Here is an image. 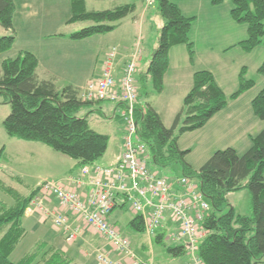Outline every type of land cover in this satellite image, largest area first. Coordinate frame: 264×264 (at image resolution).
I'll return each instance as SVG.
<instances>
[{"label":"trees","instance_id":"obj_1","mask_svg":"<svg viewBox=\"0 0 264 264\" xmlns=\"http://www.w3.org/2000/svg\"><path fill=\"white\" fill-rule=\"evenodd\" d=\"M223 0H212L217 5ZM232 18L248 26V37L239 45L247 52L264 44V0H231ZM164 25L159 45L145 75H149L154 93L164 90V77L170 66V50L180 44L188 48L190 60L195 59L194 44L190 33L194 16H186L173 0H158ZM135 4H125L106 10H89L86 0H72V16L68 23L78 21L91 24L74 32L70 38L85 39L106 34L120 26L122 19L135 11ZM15 3L0 0V25L9 34L0 38V53L10 50L16 42L14 28ZM39 60L30 51L7 58L2 63L0 96L11 106L3 126L8 135L24 141L39 142L79 162L94 165L108 151L110 137L94 130L88 116H80L88 104L80 90L72 85L58 89L53 79L40 80L37 76ZM264 75V63L259 68ZM141 79V78H140ZM239 88L230 96L236 99L250 90L255 82L247 78L243 68ZM141 90V88H140ZM150 98V92L143 93ZM229 97L218 85L214 74L199 70L194 74L193 86L184 98L183 106L172 126L166 127L162 116L149 101L139 106L136 118L140 137L147 143L151 164L156 169L180 166L182 175L200 181L203 194L211 205L203 225L206 237L199 243L198 255L203 264H264V129L251 138L250 148L240 154L235 148L217 150L196 170L186 160L190 150L179 147L180 137L204 127L217 113L228 105ZM255 114L264 120V87L253 99ZM5 147L0 150V160ZM0 189L9 194L14 205L0 200V264H72L73 259L64 251L37 242L19 262L10 256L27 235L23 217L36 189L29 195L20 194L0 178ZM248 189L252 196V214L242 215L229 203V194ZM123 204L121 206H126ZM130 227L139 233L145 230L143 217L135 215ZM166 233H159L155 243L165 247L167 253L180 256L187 253L184 242L167 245Z\"/></svg>","mask_w":264,"mask_h":264},{"label":"crops","instance_id":"obj_2","mask_svg":"<svg viewBox=\"0 0 264 264\" xmlns=\"http://www.w3.org/2000/svg\"><path fill=\"white\" fill-rule=\"evenodd\" d=\"M13 1L16 6L14 13L16 42L10 50L0 53V62L16 57L22 51H30L39 60L37 76L40 80L53 79L58 89L72 85L81 92L89 80L101 75L107 53L112 48L118 49L117 76L121 75L133 54L139 52L138 82L141 90L139 91L138 105L145 106L146 101H149L161 114L166 127L172 126L176 115L181 110L184 98L193 86L196 71L208 70L212 72L218 85L229 97L239 86L242 69H246L248 63L254 66L256 56H259L257 66L261 61H264V49H260L258 53L254 54L256 48H260L261 45L251 52L245 51L239 45L240 42L247 39L248 28L239 25L240 23L232 18L231 5L228 4L227 7H224L225 1L215 5L212 0H173L186 16L196 18L190 33L195 49V59L192 63L185 44L174 46L170 50V66L164 77V90L161 93H154L151 78L145 73L158 48L161 29L164 25L161 13L155 7L156 3L147 7L145 0H86L89 10H106L125 4H135L136 8L133 13L122 19L120 26L114 31L75 40L70 38V35L77 32L79 27L83 28L91 23L81 21V23L79 21L68 23L72 16V0ZM107 1L111 2L112 6H106V8ZM151 17L158 18V27H156L155 37L151 43L144 38L136 37L130 33L129 29H126L127 26L135 29V26L140 24V29L143 30ZM152 21H150L151 25ZM252 90L251 88L238 98L228 100L227 107L217 113L204 127L187 132L180 137V149L190 150L186 157L188 162L192 161L190 158L195 151L199 153L198 164L189 162L194 169L199 170L217 150L232 147L240 154L245 153L251 146V138L264 129V120L257 117L252 107L255 97V95H251ZM146 91L151 93L150 98H144L143 93ZM112 105L110 109L112 118L118 117L116 113L121 106L115 103ZM121 122L123 126V121ZM124 132L125 128L117 141L114 153L107 156L106 152L101 162H97L98 164L110 166L118 163L123 153ZM17 142L21 146V153L29 155L31 158L35 157L41 164H45V156L52 155L48 149L50 147H46L42 143L24 140ZM175 167L178 168V165L171 168L175 169ZM72 168L70 174L78 173L81 166L78 161L74 160ZM151 170L161 173L156 168H151ZM181 175V171L179 174H172L177 178ZM40 183L32 186L31 192L37 189ZM50 205L58 204L53 201ZM34 216L38 219V223L33 228L40 235V240L37 242L43 241L50 247L64 251L73 259L72 264L79 262L80 264H97L94 258H87L84 251L83 253L75 252L73 245L66 243L65 239L63 240L55 233H51L47 223L40 222L39 217ZM134 217L135 214L128 205L118 206L111 214L110 222L122 227L124 234L130 238L133 248L142 259L153 260L155 264L189 263V257L182 259L170 255L166 250L156 254L158 252L156 247L159 245L155 243V238L148 237L144 232L139 233L130 227V222ZM22 222L24 221L22 220ZM178 229L177 223L167 219L159 233H166L167 236L170 232ZM82 240L81 243L85 248L98 246L97 243L87 240L86 237H83ZM101 242L105 249H111L106 241L102 240Z\"/></svg>","mask_w":264,"mask_h":264},{"label":"built area","instance_id":"obj_3","mask_svg":"<svg viewBox=\"0 0 264 264\" xmlns=\"http://www.w3.org/2000/svg\"><path fill=\"white\" fill-rule=\"evenodd\" d=\"M145 1L148 7L156 2ZM117 56L118 49L114 47L107 53L101 75L89 80L80 96L84 101H108L121 106L116 113L125 125L120 160L110 166L85 165L65 179L41 182L27 211L43 223L50 221L70 243L81 238L84 229L104 238L111 250L98 251L97 264H155L142 259L129 237L110 222L113 211L127 204L135 215L143 217L148 237H156L167 219L177 223L179 229L170 232L167 239L186 244L188 264H203L198 249L207 235L203 222L211 205L198 179L181 175L170 180L151 170L148 145L140 137L136 118L140 53L133 54L120 76L116 74ZM53 201L58 205H50Z\"/></svg>","mask_w":264,"mask_h":264},{"label":"rangeland","instance_id":"obj_4","mask_svg":"<svg viewBox=\"0 0 264 264\" xmlns=\"http://www.w3.org/2000/svg\"><path fill=\"white\" fill-rule=\"evenodd\" d=\"M224 1H225L224 7H227L228 4L231 5V7H233V3L231 0H223V2ZM110 3L111 2L107 1V5H105V7L112 6L110 5ZM155 3H156L155 7L158 9V11H160L158 0H156ZM151 18L149 19L148 24L145 26V29L143 30L140 29V26H139L140 24H137V26H135V29L128 27V26L126 29H129L130 33L134 34L136 37H139L140 39L144 38V40L151 43L155 37L156 27H158V23H157L158 18L153 17L152 18L153 21L151 20ZM150 21L153 22L152 25ZM81 22L86 23L84 21H81ZM81 22L79 21V23ZM239 25L243 26L246 29L248 28L246 24H239ZM76 27L78 28V26ZM81 28L82 27H79V29L77 30L79 31L81 30ZM8 33L9 31L0 25V38L7 35ZM260 49H264V44L261 45L260 48H256L255 50L256 52H254V54L258 53ZM0 57H1V54H0ZM256 58L257 59H255L254 61V66H257L259 56H256ZM3 61L0 62V76L3 73L2 71ZM263 63L264 61H261V63H259L260 65L257 67H254L253 65L248 63V67H246L247 78L255 82V85L252 87L253 90L251 92V95L253 94L255 95V97L264 87V75H262L259 72V68L261 67ZM238 88L239 86L234 91V93L238 90ZM139 91H140V88H139ZM229 100H230V96H229ZM112 106H113L112 103L108 101L96 102V103L86 105L79 113L80 116H88L90 126L94 130H96L97 132L101 134H106L110 136L107 156H109L111 153H114V151L116 150L117 144H118L117 141L120 138L122 130L125 127L124 123L122 126L121 121L123 120L121 117L118 116V117L112 118V113L110 110ZM10 112H11L10 104L6 101V98L4 96H0V150L5 147V152L0 160L1 180L7 186L15 189L20 194L27 196L31 192V189L33 188L32 186H34L38 182H43L44 180H47V179L49 180L65 179L70 174V172H72L70 170L73 169L72 164L74 160L61 153L55 152L51 148H48V149H50L51 151L50 153H52V155L50 154V155L45 156L46 158L45 164H41L35 157L31 158L29 155H25L24 153H21V150H22L20 149L21 146L17 144L18 143L17 141H19L20 139L8 135V133L6 132L3 126V121L9 115ZM39 145H42V144H39ZM197 157H199V153L198 151H195L194 155L190 158L192 159V161L189 160V162L190 163L192 162L191 164H198ZM101 160H99L98 162L100 163ZM150 166L153 169L155 168L151 164V162H150ZM42 171H46V172H42ZM160 171L161 173H157L158 175L166 176L170 180H176L177 177L172 176V174L174 173L179 174L181 171V168L180 166H178V168L175 167V169L166 168V169H160ZM228 198H229L230 205L235 208L237 213L242 214V215H248V216L252 214V196L248 189H242L240 191L232 192L229 194ZM0 200L8 204L9 206L14 205L15 203L14 199L9 194H6L2 189H0ZM128 207L130 209L129 205ZM34 215H31V213L27 211L23 217V221H24L23 226L27 231V235L25 236V238L21 241L19 246L10 256V260L14 263L19 262L28 252H30L34 248L36 242L40 240V237H39L40 235H38V233L35 232V229L33 228L38 223V219ZM41 221L42 220H40V222ZM45 223H47L46 225L51 233H55V235H58V237L62 238L63 240L65 239L66 243L73 245L72 247L75 252L83 253L84 251L87 254V258H94L96 260L95 256L97 255L98 251L107 250L105 249L104 245L101 242L102 240L105 241V239L101 238L93 230L89 231L87 229H84L85 231L82 237L79 238L77 241L70 243L66 240L65 235L62 232L56 230L53 227L50 221L45 222ZM117 227L122 232V234H124L122 227L120 225H118ZM158 231H160V229ZM83 237H86V239L90 240L91 242L97 243L98 246L90 247V248L83 247L81 243L83 241L82 240ZM0 238H1V235H0ZM165 242L167 245H171L174 243L172 242V240L167 239V238L165 239ZM164 250H166L165 247L158 246L156 247V251H158L156 252V254L163 253ZM178 257L182 259H186L188 257L190 258L188 253L180 255ZM74 264H80V262L74 263Z\"/></svg>","mask_w":264,"mask_h":264}]
</instances>
